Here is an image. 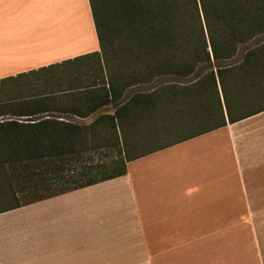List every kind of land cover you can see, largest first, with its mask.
<instances>
[{
	"label": "crops",
	"instance_id": "obj_1",
	"mask_svg": "<svg viewBox=\"0 0 264 264\" xmlns=\"http://www.w3.org/2000/svg\"><path fill=\"white\" fill-rule=\"evenodd\" d=\"M116 69L88 0H6V103L49 109L7 119L91 127L115 116L121 99L100 89ZM263 252L264 110L132 156L120 176L0 212V264H264Z\"/></svg>",
	"mask_w": 264,
	"mask_h": 264
},
{
	"label": "trees",
	"instance_id": "obj_2",
	"mask_svg": "<svg viewBox=\"0 0 264 264\" xmlns=\"http://www.w3.org/2000/svg\"><path fill=\"white\" fill-rule=\"evenodd\" d=\"M88 1L103 53L104 35L117 37L121 69L100 91L121 103L91 123L112 131L7 119L49 109L41 100L4 104L0 196L14 203L0 212L124 174L131 157L116 131L124 123L147 120L149 137L166 138L152 152L264 110V0ZM106 150L116 152L110 163L91 159Z\"/></svg>",
	"mask_w": 264,
	"mask_h": 264
},
{
	"label": "rangeland",
	"instance_id": "obj_3",
	"mask_svg": "<svg viewBox=\"0 0 264 264\" xmlns=\"http://www.w3.org/2000/svg\"><path fill=\"white\" fill-rule=\"evenodd\" d=\"M6 30V0H0V31ZM103 45H104V54L106 58L110 60L112 63L116 65L117 69H121L120 66L117 64V60L115 59L114 54L117 53V37L115 34L109 37L104 35L103 37ZM242 51V50H241ZM138 86H133V90H136ZM11 85H6V80H0V107L6 104V89L8 92L11 90ZM24 92V91H23ZM6 118V115L2 116ZM0 117V120L2 119ZM125 127L124 131L119 133L120 138V148L126 153L128 157H132L143 152H146L150 149H153L156 146L164 145L167 141L166 138H152L149 137L148 134L151 131V127L149 122L146 120L139 121L138 123L134 124L131 121ZM133 124V125H132ZM93 161H105L110 163L114 157H116L115 151L106 150V152H96L91 156ZM0 196V209L7 207L8 205L14 203V200L9 198L1 199ZM30 195H21L19 196V200L23 201L24 199H31ZM9 199V200H7ZM264 254V252H263ZM253 259V257H251ZM264 260V257H263ZM262 260L259 258L258 261L255 260L256 263H259Z\"/></svg>",
	"mask_w": 264,
	"mask_h": 264
}]
</instances>
